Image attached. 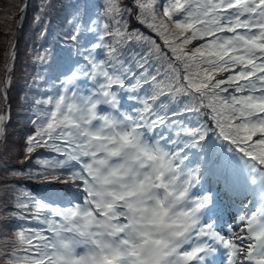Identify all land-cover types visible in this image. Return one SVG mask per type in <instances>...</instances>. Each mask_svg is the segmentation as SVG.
<instances>
[{"label": "snow or ice", "instance_id": "6c2138e0", "mask_svg": "<svg viewBox=\"0 0 264 264\" xmlns=\"http://www.w3.org/2000/svg\"><path fill=\"white\" fill-rule=\"evenodd\" d=\"M99 7L73 17L59 58L34 57L45 73L24 153L36 167L0 174V264H264V0ZM15 60L10 38L0 142ZM217 151L224 209L202 187Z\"/></svg>", "mask_w": 264, "mask_h": 264}, {"label": "trees", "instance_id": "16d2710c", "mask_svg": "<svg viewBox=\"0 0 264 264\" xmlns=\"http://www.w3.org/2000/svg\"><path fill=\"white\" fill-rule=\"evenodd\" d=\"M24 1L0 0V79H3L4 75L5 49L8 47L10 38L16 51L11 86L8 90L11 104L10 121L6 129V142H0V174L4 173L5 167L23 169L25 173L30 167H36L35 161L28 165L24 153L26 136L32 131L29 121H27L28 125L24 126L26 116H32L29 101L36 91V85L43 83L38 79L37 74L45 73L44 66L34 63L36 53L51 49L53 56L59 58L65 49L67 43L65 36L72 28L73 17L79 14L81 19L86 16L94 19L102 3V0H27L26 7H22ZM13 5H18L23 12L13 8ZM37 17L40 19L37 20ZM138 50V48L134 49V51ZM48 74H52L51 70ZM22 115L23 118H21ZM40 151L44 152V150ZM210 158L217 161L216 165L220 168L228 164L227 155L219 151L211 154ZM7 179L13 182L10 185L12 190L30 191L38 198L48 196V191L40 185L39 181L11 174L7 175ZM56 191L61 196L66 194L63 188H57ZM17 226L28 227L29 225L18 220L12 224V229L15 230ZM8 235H12V231H9Z\"/></svg>", "mask_w": 264, "mask_h": 264}, {"label": "rangeland", "instance_id": "374dc122", "mask_svg": "<svg viewBox=\"0 0 264 264\" xmlns=\"http://www.w3.org/2000/svg\"><path fill=\"white\" fill-rule=\"evenodd\" d=\"M94 19H95V17H94ZM21 118H23V115L21 116ZM26 121H24V126H27L28 125V123H27V121H30V118H32V116L31 115H28V116H26ZM209 189H210V187H208ZM206 190H208L207 188H206ZM215 196H216V199H217V195H216V193L215 192H213V191H211ZM221 207V206H220ZM225 208V206H223V207H221V209H224ZM235 208L234 209H232L231 210V208H228L226 211H225V213H224V215H225V219H227V211H231V212H235Z\"/></svg>", "mask_w": 264, "mask_h": 264}, {"label": "water", "instance_id": "95a60500", "mask_svg": "<svg viewBox=\"0 0 264 264\" xmlns=\"http://www.w3.org/2000/svg\"><path fill=\"white\" fill-rule=\"evenodd\" d=\"M26 2H27V0H25V3H24V5L26 4ZM24 5H23V6H24Z\"/></svg>", "mask_w": 264, "mask_h": 264}]
</instances>
